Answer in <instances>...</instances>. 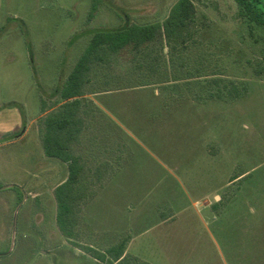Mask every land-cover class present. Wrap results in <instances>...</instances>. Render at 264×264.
I'll use <instances>...</instances> for the list:
<instances>
[{
  "label": "rangeland",
  "instance_id": "1",
  "mask_svg": "<svg viewBox=\"0 0 264 264\" xmlns=\"http://www.w3.org/2000/svg\"><path fill=\"white\" fill-rule=\"evenodd\" d=\"M178 1L0 0V264H118L84 248L122 242L132 262L264 264L246 228L264 221V26L235 0H192L185 47L94 65L73 146L88 201L71 237L58 229L69 166L45 154L43 117L91 31L163 23Z\"/></svg>",
  "mask_w": 264,
  "mask_h": 264
},
{
  "label": "trees",
  "instance_id": "2",
  "mask_svg": "<svg viewBox=\"0 0 264 264\" xmlns=\"http://www.w3.org/2000/svg\"><path fill=\"white\" fill-rule=\"evenodd\" d=\"M235 1L244 16L264 26V13L259 10L257 0ZM196 15V6L192 0H179L163 23L140 26L127 22L122 28L91 31L92 39L88 47L75 64L66 84L56 94L65 103L57 112L43 117L40 130L45 154L69 166L67 181L55 190L58 203L57 223L66 237L73 235L81 207L88 201L84 186L81 185L85 168L81 157L73 153V146L81 142L84 132V120L80 114L81 98L85 96V88L90 82L94 65L108 64L112 55H119L126 50L143 53L151 44L159 41L165 43L172 51L177 50L179 46L185 47L194 39L192 26L195 24ZM236 179L238 178L234 181ZM125 246L122 242L106 253L91 248H84V251L99 261L146 264L138 260L132 262L125 253Z\"/></svg>",
  "mask_w": 264,
  "mask_h": 264
},
{
  "label": "crops",
  "instance_id": "3",
  "mask_svg": "<svg viewBox=\"0 0 264 264\" xmlns=\"http://www.w3.org/2000/svg\"><path fill=\"white\" fill-rule=\"evenodd\" d=\"M11 133H13V132H11ZM27 133H28V130H25V133L21 136V138H17L18 140H23L25 137H26V135H27ZM14 139L15 141L14 142H16L17 141V139ZM2 143V142H1ZM52 159H55V160H58V159H56V158H52ZM67 164V163H66ZM68 166V165H67ZM69 169V168H68ZM68 172H69V170H68ZM69 174V173H68ZM38 176V175H37ZM33 177L34 178H38V177H36V174L35 175H33ZM67 179H68V177L65 179V181L64 182H62L60 185H62L63 183H65L66 181H67ZM59 185V186H60ZM58 187V186H57ZM57 187L54 189V196H55V190L57 189ZM32 190V192H34V189H31ZM56 197V196H55ZM33 199H39V195H37V196H34V198ZM58 214V213H57ZM261 219V218H260ZM259 218H253V221H251V222H247L246 223V228H248L249 229V231H250V234H252V235H257V234H259V238H258V240L259 241H262L263 242V240H264V221H263V219H261V220H259ZM38 222H40V219L38 218ZM167 222V220L166 221H163L162 223H166ZM253 223H255L256 225H255V229H254V226H253ZM59 229V228H58ZM60 230V229H59ZM252 230H255V233H254V231H252ZM252 231V232H251ZM257 231V232H256ZM263 247V248H262ZM261 251H262V254L264 255V242H263V244H261Z\"/></svg>",
  "mask_w": 264,
  "mask_h": 264
},
{
  "label": "water",
  "instance_id": "4",
  "mask_svg": "<svg viewBox=\"0 0 264 264\" xmlns=\"http://www.w3.org/2000/svg\"><path fill=\"white\" fill-rule=\"evenodd\" d=\"M13 138H15V137H13ZM13 138H12V139H13Z\"/></svg>",
  "mask_w": 264,
  "mask_h": 264
}]
</instances>
